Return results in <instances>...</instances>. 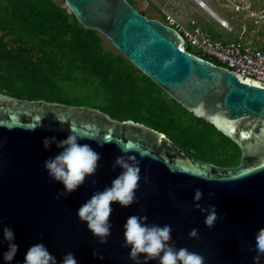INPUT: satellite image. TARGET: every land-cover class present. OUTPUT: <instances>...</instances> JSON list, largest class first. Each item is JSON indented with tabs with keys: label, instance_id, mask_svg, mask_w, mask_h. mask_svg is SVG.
Segmentation results:
<instances>
[{
	"label": "water",
	"instance_id": "obj_1",
	"mask_svg": "<svg viewBox=\"0 0 264 264\" xmlns=\"http://www.w3.org/2000/svg\"><path fill=\"white\" fill-rule=\"evenodd\" d=\"M63 2L83 27L102 34L167 95L235 143L240 158L234 166L217 165L192 157L143 123L113 119L85 105L0 91V254L6 249L2 228L8 225L19 245L12 264L41 240L58 259L72 251L78 264H133L123 246V224L140 213L148 223L170 224L176 246L203 250L205 264H253L255 249L248 246L264 227V83L182 48L184 38L176 28L146 17L128 0ZM69 125L83 137L79 142L90 144L101 157L95 184L87 178L68 196L56 198L61 185L48 177L43 161L59 149L53 144L45 150L41 142L45 136L66 137ZM118 155H134L140 162L137 201L123 208L113 205L111 232L100 244L78 220L76 209L120 171L112 167ZM197 186L204 189L202 201L217 202L221 215L215 224L194 205ZM194 224L200 235L190 234ZM93 250L104 259L93 256Z\"/></svg>",
	"mask_w": 264,
	"mask_h": 264
},
{
	"label": "trees",
	"instance_id": "obj_2",
	"mask_svg": "<svg viewBox=\"0 0 264 264\" xmlns=\"http://www.w3.org/2000/svg\"><path fill=\"white\" fill-rule=\"evenodd\" d=\"M0 91L96 108L163 132L201 160L239 162L235 143L188 112L120 52L105 48L99 32L83 27L63 1L0 0Z\"/></svg>",
	"mask_w": 264,
	"mask_h": 264
},
{
	"label": "clouds",
	"instance_id": "obj_3",
	"mask_svg": "<svg viewBox=\"0 0 264 264\" xmlns=\"http://www.w3.org/2000/svg\"><path fill=\"white\" fill-rule=\"evenodd\" d=\"M63 123V121H60ZM33 127L31 130H34ZM68 135L62 139L56 136L42 138V147L47 150L55 144L59 149L55 155L47 157L43 161V167L48 177L61 185L56 198L66 197L81 186L87 178H92L90 183L95 184V173L101 154L88 143H80L83 137L69 125ZM98 144L102 142L97 141ZM121 151H126L121 148ZM113 169L119 168V172L111 179L110 183L102 189L94 190L90 197L79 205L76 215L79 221L84 223L92 237L103 244L110 235V215L113 205L128 207L137 201L136 189L141 179L140 162L134 155H118L112 162ZM210 193L214 191L209 190ZM202 186H197L193 202L205 210V219L212 225L221 213L217 202L209 200L207 203L200 197L203 195ZM171 195V193H170ZM146 214L133 213L129 215L123 224V246L128 248V257L133 264H148L156 261L157 264H205L206 253L188 244L176 246L172 240V226L168 223H148ZM190 234L200 235L198 224L189 229ZM2 239L6 242V249L0 254L4 264H12L19 245L15 242V231L12 227L4 225ZM255 249L252 256L253 264H264V227L255 232V244L249 245L248 250ZM93 256L104 259L102 253L93 250ZM16 264H78V260L72 251L63 254L62 258L51 252L48 246L41 240L28 246L23 260H17Z\"/></svg>",
	"mask_w": 264,
	"mask_h": 264
},
{
	"label": "rangeland",
	"instance_id": "obj_4",
	"mask_svg": "<svg viewBox=\"0 0 264 264\" xmlns=\"http://www.w3.org/2000/svg\"><path fill=\"white\" fill-rule=\"evenodd\" d=\"M54 1L61 3L63 0ZM128 1L137 10H143L146 17L164 20L166 15L162 11V5H167L171 9V15L183 24L194 20L201 27H206L205 23H209L213 37L240 40L244 43L251 42L259 48L264 47V0H202L207 7L229 21V27L226 29L214 22L203 8H199L198 0H195L196 2L194 0ZM100 35L104 39L105 48L119 52L107 38ZM188 48L192 53H197L195 48Z\"/></svg>",
	"mask_w": 264,
	"mask_h": 264
},
{
	"label": "built area",
	"instance_id": "obj_5",
	"mask_svg": "<svg viewBox=\"0 0 264 264\" xmlns=\"http://www.w3.org/2000/svg\"><path fill=\"white\" fill-rule=\"evenodd\" d=\"M202 3H204L201 0ZM214 22L221 28H228L229 21L217 12L207 7L201 6ZM205 4V3H204ZM206 5V4H205ZM167 25L178 30L184 38L182 48L193 47L197 53L195 55L215 60L219 65L242 75L253 78L264 83V50L253 45L251 42L244 43L240 40H225L220 37L214 38L201 27L196 21L191 20L183 24L166 14Z\"/></svg>",
	"mask_w": 264,
	"mask_h": 264
},
{
	"label": "crops",
	"instance_id": "obj_6",
	"mask_svg": "<svg viewBox=\"0 0 264 264\" xmlns=\"http://www.w3.org/2000/svg\"><path fill=\"white\" fill-rule=\"evenodd\" d=\"M195 1V0H194ZM196 2V1H195ZM198 5V4H197ZM199 6V5H198ZM199 8H201L202 9V7H200L199 6ZM162 11H163V13L166 15V14H168V15H171V9L170 8H168L167 7V5H162ZM206 12V11H205ZM172 16V15H171ZM173 17V16H172ZM174 18V17H173ZM210 33V35L212 36V33L211 32H209ZM213 37V36H212Z\"/></svg>",
	"mask_w": 264,
	"mask_h": 264
},
{
	"label": "flooded vegetation",
	"instance_id": "obj_7",
	"mask_svg": "<svg viewBox=\"0 0 264 264\" xmlns=\"http://www.w3.org/2000/svg\"><path fill=\"white\" fill-rule=\"evenodd\" d=\"M137 122V121H136ZM140 123V122H139ZM175 144V143H174ZM176 145V144H175ZM178 146V145H177ZM179 147V146H178ZM182 149V148H181ZM184 150V149H183ZM185 151V150H184ZM185 152H187V151H185ZM189 155H191L189 152H187ZM192 157H194L193 155H191ZM195 158H197V157H195ZM199 159V158H198ZM214 164H216V163H214ZM218 165V164H217ZM221 166H226V165H221ZM232 166H234V165H232ZM227 167H230V166H227Z\"/></svg>",
	"mask_w": 264,
	"mask_h": 264
},
{
	"label": "bare ground",
	"instance_id": "obj_8",
	"mask_svg": "<svg viewBox=\"0 0 264 264\" xmlns=\"http://www.w3.org/2000/svg\"><path fill=\"white\" fill-rule=\"evenodd\" d=\"M197 3H201V6H203L204 8H206V5L204 3H202L200 0L197 1ZM207 9V8H206ZM208 10V9H207Z\"/></svg>",
	"mask_w": 264,
	"mask_h": 264
}]
</instances>
